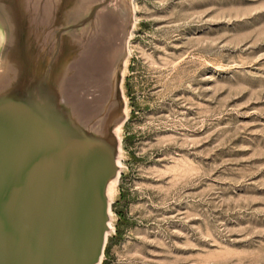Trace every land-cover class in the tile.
<instances>
[{"label":"rangeland","instance_id":"obj_1","mask_svg":"<svg viewBox=\"0 0 264 264\" xmlns=\"http://www.w3.org/2000/svg\"><path fill=\"white\" fill-rule=\"evenodd\" d=\"M101 264H264V0H133Z\"/></svg>","mask_w":264,"mask_h":264},{"label":"water","instance_id":"obj_2","mask_svg":"<svg viewBox=\"0 0 264 264\" xmlns=\"http://www.w3.org/2000/svg\"><path fill=\"white\" fill-rule=\"evenodd\" d=\"M133 0H0V264H101Z\"/></svg>","mask_w":264,"mask_h":264}]
</instances>
